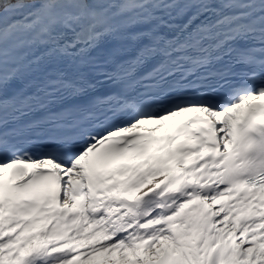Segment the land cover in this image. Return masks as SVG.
<instances>
[{"label": "snow or ice", "instance_id": "obj_1", "mask_svg": "<svg viewBox=\"0 0 264 264\" xmlns=\"http://www.w3.org/2000/svg\"><path fill=\"white\" fill-rule=\"evenodd\" d=\"M0 264H264V0H0Z\"/></svg>", "mask_w": 264, "mask_h": 264}, {"label": "bare ground", "instance_id": "obj_2", "mask_svg": "<svg viewBox=\"0 0 264 264\" xmlns=\"http://www.w3.org/2000/svg\"><path fill=\"white\" fill-rule=\"evenodd\" d=\"M186 160H187V159H186ZM161 179H163V176L156 177V178H152V179L150 180V183H154V182H156V181H158V180H161Z\"/></svg>", "mask_w": 264, "mask_h": 264}]
</instances>
